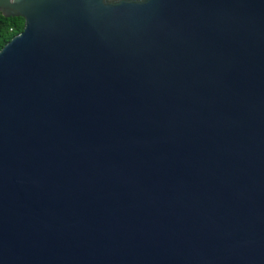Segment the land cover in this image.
Segmentation results:
<instances>
[{"label": "water", "instance_id": "95a60500", "mask_svg": "<svg viewBox=\"0 0 264 264\" xmlns=\"http://www.w3.org/2000/svg\"><path fill=\"white\" fill-rule=\"evenodd\" d=\"M0 13V264H264V0Z\"/></svg>", "mask_w": 264, "mask_h": 264}, {"label": "trees", "instance_id": "16d2710c", "mask_svg": "<svg viewBox=\"0 0 264 264\" xmlns=\"http://www.w3.org/2000/svg\"><path fill=\"white\" fill-rule=\"evenodd\" d=\"M25 21L22 18H5L0 13V51L15 37L23 33Z\"/></svg>", "mask_w": 264, "mask_h": 264}]
</instances>
